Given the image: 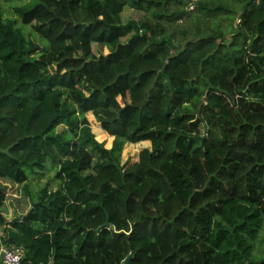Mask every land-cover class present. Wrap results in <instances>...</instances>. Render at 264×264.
<instances>
[{"label": "trees", "instance_id": "trees-1", "mask_svg": "<svg viewBox=\"0 0 264 264\" xmlns=\"http://www.w3.org/2000/svg\"><path fill=\"white\" fill-rule=\"evenodd\" d=\"M10 8L0 4V149L18 143L0 154V181L30 193L29 176L51 160L60 182L31 196L38 206L27 221L6 218L0 186L3 243L24 249L23 264H124L130 254L131 264H264L255 249L264 227V0ZM126 8L144 16L124 23ZM88 114L113 138L110 149ZM143 142L151 147L139 160L122 163L124 146Z\"/></svg>", "mask_w": 264, "mask_h": 264}, {"label": "rangeland", "instance_id": "rangeland-1", "mask_svg": "<svg viewBox=\"0 0 264 264\" xmlns=\"http://www.w3.org/2000/svg\"><path fill=\"white\" fill-rule=\"evenodd\" d=\"M10 1V2H8ZM26 0H0V4L3 5L6 10L7 15L12 14L10 5H19ZM144 14L142 12L136 11L131 8H126L124 13L122 14V21L127 23L128 21L134 20L139 21L142 19ZM25 33L32 37V39L37 42L42 48L43 41L40 40V37L37 34H34L29 27H25ZM93 50L96 55L107 54L108 50L106 48H102L101 46L94 44ZM196 113V112H195ZM87 119L90 122V126L92 132L96 136V140L100 143H104L107 149L112 147L113 138L109 137L106 134L101 125L97 122L96 118L92 114L87 115ZM65 130L64 126H60L57 129V132H62ZM104 134L107 136L105 137ZM104 136L103 138H101ZM150 142H143L141 144H126L124 146V150L122 153V163L134 164L139 160L140 153L146 149L150 148ZM57 170L55 169L51 160L47 162V165L43 171V175L41 176H29V180L27 181V188L30 193H26L23 189L24 187L21 185H16L7 181H0V186H5V194L6 201L4 206V212L6 218L11 221L20 215H26L31 209L32 205L37 202L31 201V196H36L38 192L47 187L49 190H56L60 186V182L55 180V174ZM255 249L258 255H260V251L264 249V227L261 230L258 240L255 244Z\"/></svg>", "mask_w": 264, "mask_h": 264}, {"label": "built area", "instance_id": "built-area-1", "mask_svg": "<svg viewBox=\"0 0 264 264\" xmlns=\"http://www.w3.org/2000/svg\"><path fill=\"white\" fill-rule=\"evenodd\" d=\"M4 238V235H3ZM0 249V264H23L25 251L22 247L8 246L3 243Z\"/></svg>", "mask_w": 264, "mask_h": 264}, {"label": "water", "instance_id": "water-1", "mask_svg": "<svg viewBox=\"0 0 264 264\" xmlns=\"http://www.w3.org/2000/svg\"><path fill=\"white\" fill-rule=\"evenodd\" d=\"M205 105V98L202 100V103L196 113V116H197V119L200 118V113H201V110H202V107ZM18 143L15 142L14 144L10 145L9 147H7L6 149H0V154H3V155H10V150ZM38 206V204H33L31 209L29 210V212L24 216V221H27L29 219V217L31 216V214L33 213L34 209ZM103 227H110V223L107 222L104 224ZM101 228L97 229L96 231L98 232ZM132 258L133 256L130 254L129 257L124 261V264H131V261H132Z\"/></svg>", "mask_w": 264, "mask_h": 264}, {"label": "crops", "instance_id": "crops-1", "mask_svg": "<svg viewBox=\"0 0 264 264\" xmlns=\"http://www.w3.org/2000/svg\"><path fill=\"white\" fill-rule=\"evenodd\" d=\"M3 235H4V228L0 227V249H1V246H2Z\"/></svg>", "mask_w": 264, "mask_h": 264}]
</instances>
